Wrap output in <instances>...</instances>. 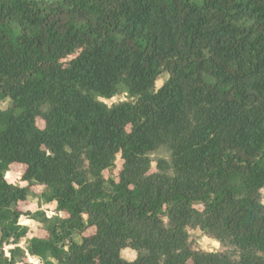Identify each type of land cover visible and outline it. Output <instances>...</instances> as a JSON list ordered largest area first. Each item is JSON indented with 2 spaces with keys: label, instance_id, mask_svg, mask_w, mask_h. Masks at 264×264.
<instances>
[{
  "label": "trees",
  "instance_id": "16d2710c",
  "mask_svg": "<svg viewBox=\"0 0 264 264\" xmlns=\"http://www.w3.org/2000/svg\"><path fill=\"white\" fill-rule=\"evenodd\" d=\"M7 100L0 264H31V197L64 215L28 243L43 264H264V0H0Z\"/></svg>",
  "mask_w": 264,
  "mask_h": 264
},
{
  "label": "rangeland",
  "instance_id": "374dc122",
  "mask_svg": "<svg viewBox=\"0 0 264 264\" xmlns=\"http://www.w3.org/2000/svg\"><path fill=\"white\" fill-rule=\"evenodd\" d=\"M49 1H57V0H49ZM169 79V75L165 74L163 75L158 83H157V89H160L164 83ZM129 98L126 94H121L111 100L106 99H100L102 102L107 104L108 106H113L115 104H118L120 102L127 101ZM11 107L10 101H5L1 104L0 108L3 111L9 110ZM39 126L41 128H44L45 124L42 120H39ZM169 159L170 155L167 151L162 150L152 155V159L154 161L153 164V171H156L157 168V161L160 159ZM123 166L122 160H119L117 164V170L115 172V175H118L121 168ZM25 171V168L22 166H18L16 168H13L11 172H9L6 176L9 183L20 186V187H27L28 184L23 182L22 175ZM106 176H109L107 173ZM35 191L37 194H40L43 192V188L37 187L35 188ZM262 197L264 202V190L262 191ZM20 209L24 212H30L34 215V218L30 219L29 217H23L20 220V223L22 226L28 228V234L25 239L22 240V242L18 245L25 253H26V260L28 263L31 264H43V262L35 257H32L28 253V243L30 240L34 238H45L48 234L47 227L50 224V221L54 220L57 217L64 216L57 210V204H45L41 199L38 197H31L28 203H22L20 204ZM95 233L94 230H89L85 236H91ZM190 242L193 245V247L196 250L200 251H206V252H218V251H224V250H230V248L223 247L217 240L209 237L201 230H190ZM17 248L16 245H10L6 246L5 251L7 254L11 250H14ZM123 258L128 261H135L138 257V253L134 250L127 249L122 254ZM25 264V263H21Z\"/></svg>",
  "mask_w": 264,
  "mask_h": 264
}]
</instances>
